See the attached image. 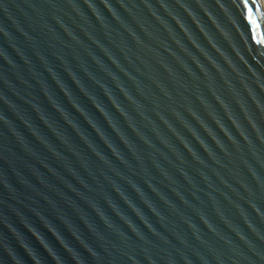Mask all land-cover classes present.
Instances as JSON below:
<instances>
[{
    "label": "water",
    "instance_id": "95a60500",
    "mask_svg": "<svg viewBox=\"0 0 264 264\" xmlns=\"http://www.w3.org/2000/svg\"><path fill=\"white\" fill-rule=\"evenodd\" d=\"M262 0H0V264H264Z\"/></svg>",
    "mask_w": 264,
    "mask_h": 264
},
{
    "label": "bare ground",
    "instance_id": "6f19581e",
    "mask_svg": "<svg viewBox=\"0 0 264 264\" xmlns=\"http://www.w3.org/2000/svg\"><path fill=\"white\" fill-rule=\"evenodd\" d=\"M261 7H262V10H263V14H264V0H262Z\"/></svg>",
    "mask_w": 264,
    "mask_h": 264
}]
</instances>
